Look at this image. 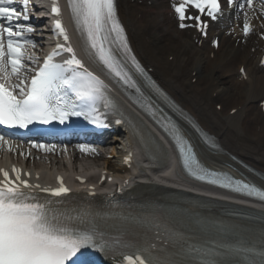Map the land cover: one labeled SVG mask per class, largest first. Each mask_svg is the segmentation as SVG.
<instances>
[{"label": "snow or ice", "instance_id": "obj_1", "mask_svg": "<svg viewBox=\"0 0 264 264\" xmlns=\"http://www.w3.org/2000/svg\"><path fill=\"white\" fill-rule=\"evenodd\" d=\"M17 3L21 6L20 10ZM245 3L248 9L254 6L253 0H245ZM245 3H240L239 8L244 9ZM29 4L30 0H0V125L27 128L33 123L48 125L54 121L63 125L71 117H82L96 126H106L98 103L103 101L105 108H114L115 105L108 97L104 81L89 71L77 57L59 18L61 9L56 0H52L51 5V12L57 17L52 21V31L56 37H62L63 43H57L42 63H38L37 58L29 52L30 48L36 46L28 38L34 27L24 23L30 20ZM227 4L233 6L234 0H227ZM67 5L87 55L98 61L111 77L135 89L139 94L138 102L143 99V93L126 70L125 62H130L135 71L144 77L147 86L160 92L132 55L117 18L115 0H67ZM172 8L181 29L195 27L201 33H205L209 26L202 16L216 20L222 11L221 0H179V3L172 4ZM189 8L197 10L199 14H188ZM261 10L264 11V7ZM244 19L243 31L247 35V12ZM186 20L194 23L186 24ZM116 52L121 53L123 61ZM62 53L69 54L68 58L56 62L55 58ZM25 61L37 66L29 67ZM143 106L155 115L148 104ZM116 122L121 123L120 120ZM163 127L174 140L184 168L193 176L226 188L234 186L236 191L264 201V191L239 180L232 181L227 175L206 170L179 127L171 120ZM133 129L135 131V126ZM0 143L7 144L8 141L0 136ZM33 147L51 150L54 146ZM81 150L84 148L81 147ZM12 173L14 178L0 168V264H87L86 259H81L84 256L82 249L108 252L111 244L94 224L86 228L76 227L71 222L80 220L79 215H67L54 207L58 202L41 200L32 192L25 191L35 188L50 193L52 197H61L69 189L59 177V187L41 188L39 184L33 185L22 179L20 170L15 166ZM122 247L129 248V245L123 244ZM154 247L147 244L122 252L121 264H264V243L260 250L244 244L189 245L178 253L188 257L183 262L154 255ZM249 254H252L251 257Z\"/></svg>", "mask_w": 264, "mask_h": 264}, {"label": "bare ground", "instance_id": "obj_2", "mask_svg": "<svg viewBox=\"0 0 264 264\" xmlns=\"http://www.w3.org/2000/svg\"><path fill=\"white\" fill-rule=\"evenodd\" d=\"M150 1L151 5L139 4L135 0H120V12L128 24L135 48L152 68L153 74L174 95L175 100L189 109L206 129L217 134L226 149L264 170V116L257 105L246 112L248 124L242 128L238 125L241 121L240 115L247 109V104L264 95V71L263 67L258 66V52L264 49V42L253 36L242 39L238 23L241 17H244L242 11L251 12L254 29L258 30L259 25L264 23L260 22L262 6L254 4L251 10L244 2L245 8L239 10V4L243 3L240 1L235 10L236 17L231 18L222 31L216 29L221 37V45L214 50L208 43L204 47L196 46L190 36L176 29L174 19L168 13L166 0ZM250 47H253L254 51H251ZM240 64L245 66L247 79L238 82L241 75L238 72ZM220 70L225 72L219 74ZM194 77L196 82L191 83ZM214 102L221 103L222 109L231 106L237 108V111L231 116L221 117L220 112L210 108V104ZM130 138L132 139L131 136ZM131 139L123 138L119 149L115 148V145L109 147L111 154H118V158L112 160L92 155L88 149L83 152L85 158L78 156V153H67L63 156L32 151L33 157L26 159V164L30 166L32 163L46 170L63 169L65 172L79 173L102 163L106 169L132 177L135 184L138 183L137 180L143 179L148 185H183V178L168 164L166 150L158 162H151L148 159L151 153L145 150L142 154L145 162H142L140 168L132 172L126 169L121 164V153L132 143ZM149 148L153 150V145L149 144ZM13 154L14 151L11 152L12 156ZM219 158L222 156L216 155L211 160L219 161ZM206 160L209 161L207 158Z\"/></svg>", "mask_w": 264, "mask_h": 264}, {"label": "rangeland", "instance_id": "obj_3", "mask_svg": "<svg viewBox=\"0 0 264 264\" xmlns=\"http://www.w3.org/2000/svg\"><path fill=\"white\" fill-rule=\"evenodd\" d=\"M218 73H219V74H220V73H224V70H223V71L220 70ZM213 107H214V105L211 104V109H213ZM226 111H227V109L223 110V111H222V114L224 115V114L226 113Z\"/></svg>", "mask_w": 264, "mask_h": 264}]
</instances>
